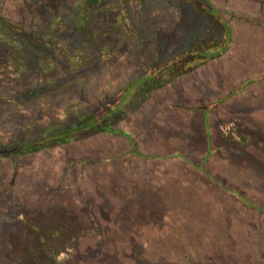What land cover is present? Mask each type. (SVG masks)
<instances>
[{
  "label": "rangeland",
  "instance_id": "obj_1",
  "mask_svg": "<svg viewBox=\"0 0 264 264\" xmlns=\"http://www.w3.org/2000/svg\"><path fill=\"white\" fill-rule=\"evenodd\" d=\"M82 1L85 0H71L72 10L69 11L70 3L66 6L67 13L73 14L81 4L75 17H83ZM125 1L105 3L108 13L117 11L122 23L123 14L129 20L127 15L132 10L130 5L126 11ZM158 1L144 0L143 22L147 26L146 32L141 34L144 50L141 51L138 41L124 43L121 40L125 35L116 18L114 22H118L120 28L115 29V40L117 46L124 45L115 51L118 62H105L99 73H92L87 78H84V69H75V74L80 77L76 83H71L70 89L67 87L72 81L65 73L61 83L68 84L65 85L67 89L59 95L32 100L33 97H25L22 93L15 98L8 97L10 92H5L6 98L0 100V143L7 145L13 141L14 147L18 138L27 141L40 138L51 124L50 120L55 118L53 126L57 127L63 116H77L88 107L96 106L108 98L112 89L127 85L137 68L147 67L144 62L151 64L155 57L161 62V58L169 54L175 56L182 47L213 33L216 24L210 23L206 17L202 20L207 24L205 28L195 27L193 19L197 14L190 2L184 4L176 0L158 7ZM208 1L216 16L225 18L230 27L223 55L219 59L213 55L205 65L178 77L162 91L171 94L170 90L178 88L180 83L183 88L191 90L190 107L209 108L205 110L208 113L206 123L213 135L211 149L214 151L211 161L204 163V169L230 192L212 186L210 179H213L204 173L195 169L187 171L190 163L184 165L175 157L162 158L160 149L148 144L150 133L155 132L156 137L164 134L159 127L165 128L166 132L181 129L182 124L172 115L179 112L184 117L186 109L176 99L174 109L178 112L169 114L156 104L160 91L145 96L146 99L143 94L138 97L140 102L132 114L131 127H124L123 137L115 130L99 132L72 142L67 148L58 145L30 150L16 157H0V190L4 189L3 194L9 195L17 213L26 209L30 211L31 206H41L37 199L43 194L44 198H40L43 207L47 201L60 204L63 200L69 204L65 208H75L82 214L85 211L90 217L86 215L87 222L79 221L77 214H72L70 234L74 236L65 247L74 255L43 264H264V0ZM25 8L23 14L29 17L59 15L64 21L68 16L64 15L65 6L59 1ZM41 29L43 32L53 31L43 25ZM203 30L209 31L208 35ZM105 45V53L113 50L114 46ZM34 46L39 48L38 43ZM41 52H35L29 46L13 49L10 53L17 61V72L29 70L23 66L31 61H37L41 68L58 62V54L51 56L49 53L47 61ZM73 59L68 58L64 63L71 65ZM127 65L133 69H128L131 67ZM4 72L11 74L10 70ZM32 85L35 84L28 86ZM5 100L16 108H7ZM168 107L171 110L172 106ZM12 114L19 117L12 119ZM203 120L198 122L199 132L192 129L196 134H203L202 142L191 144V149L185 152L193 165H199L206 156ZM150 124L157 126H154L155 131ZM118 126L115 124L114 128ZM136 131L140 133L133 134ZM217 131L223 132L225 143ZM128 133L134 138L135 147L142 151L143 158H134L127 152L125 138ZM180 138L184 142V131ZM168 140L172 144L176 141L174 138ZM181 151L184 153V149ZM153 153L156 157L147 158ZM98 157L100 160L96 162ZM50 158L57 159L56 165L52 164L53 171L49 170ZM186 183L193 185L195 194L188 192L184 195L188 188ZM44 185H60L61 191L50 196ZM123 187L137 195V199L133 197V203L131 194ZM148 189L154 194L153 198L147 196ZM238 194L252 205L238 198ZM5 195H0V199L4 200ZM94 195L106 198L97 200ZM128 214L131 218H127ZM18 221L0 216V238H5L3 225H7L5 231H11ZM75 226L81 229L77 232ZM4 243L0 241V244ZM18 243L22 244L23 239L19 238Z\"/></svg>",
  "mask_w": 264,
  "mask_h": 264
},
{
  "label": "trees",
  "instance_id": "obj_2",
  "mask_svg": "<svg viewBox=\"0 0 264 264\" xmlns=\"http://www.w3.org/2000/svg\"><path fill=\"white\" fill-rule=\"evenodd\" d=\"M57 1L65 6L64 15L66 14L65 16H68L64 21L63 19H59V15H47L43 17L35 15L29 17L23 14L27 5L36 4L37 6H47L56 3ZM66 1L67 2L65 3V0H0V100L6 98L4 95L5 92H10L8 97L14 96L13 98H15V95L18 97L21 96L20 93H22L25 97H33L31 98L32 100L36 97L40 100L46 95H59L67 88L70 89L72 87L71 83H76L79 79L80 75L78 74L77 77L75 74L76 70L80 68L84 69L83 75L85 76L84 78H87V76L92 73H99V71L103 69V64L105 62H118L116 61L117 56L115 55V51L117 49H122L124 45L117 46L118 43L115 40V36L117 35L115 29L117 30V27H122L125 38L123 36V39L121 40H124V43L138 41L141 43V51L142 49L144 50V42L142 43L143 38H141L142 31L146 32L144 29L147 27L143 22V15H145L146 12L144 0L125 1L127 6L126 11L129 10L128 6L130 5L132 10L127 15L129 20L126 19L125 13H122L124 23L121 21L122 18L118 19L119 13L117 11L114 12V14L108 13V8L105 7V3L110 0L82 1L83 4L81 9L83 12L85 11L83 17H75L78 11H80L79 7H81V4L76 8V11H73V14H69L67 13L68 7L66 9V6L71 3V0ZM174 1L176 0H159L158 3L156 2V6L161 7L166 2L171 4ZM181 1L182 3L190 2L191 6H194L195 10L193 11L197 14L193 19L194 24L196 25L195 27L203 29L207 26V24L205 25L202 21L204 17H206V20L210 23H213L214 25L216 24V27L212 29L214 30L213 33L210 34L209 37L206 38L204 36L200 37L201 39H196V41L191 42L186 48L182 47L179 54L175 56L169 54L168 56L161 58V62H158V58L156 59V57L151 64L148 63L147 65V63L144 62V66L146 65L147 67H144L143 69H141L142 67L137 68L136 71L132 73V77H130L129 81H127V85L125 84L119 86L117 89H112L108 98L104 101L98 102L96 106L88 107L89 110H83L79 112L83 113L78 114L77 116L70 114L63 116V120L57 125V127L55 125L53 126V123L56 122L55 118L50 120L51 124L42 132L40 138L29 141L23 137L18 138L14 147H12L11 144L13 141L7 142V145L0 143V157L7 155L16 157L17 155L27 153L30 150L37 151L45 147L54 148L58 145L67 148V146H70V143L99 132L111 133L115 130L114 132L123 137L125 134L124 127H131L129 124L133 120V112L139 106V96H144L145 98V96H151V93H155L156 90H158L160 91V94L158 96L159 98L156 99L158 100L156 104L159 107H162V109L169 114L178 112L174 109V101L178 99L179 104H184L186 114H184V117L179 112L172 115L180 125L182 124L181 127H183L181 129L169 130V132L167 130L166 132L165 128L159 127V131H165L164 134L160 135V137H156L155 132L154 134L150 133L148 144L154 148H159L162 152V158H179L180 161L184 162V165L190 163V166L186 169L187 171L195 169V171L197 170L200 173L206 174L208 178H212L213 176L204 169V163L206 164V162L211 161L214 151L211 149V137L213 135L210 132L208 123H206L208 113L205 110H209V108L207 107L206 109L201 105L195 106V108L192 106L190 107L191 90H189V88H183L180 83L178 88L175 87L170 90L172 95L168 94V91L164 94L162 88L166 87V85H170L171 82L173 83L178 77L185 76L193 70L205 65L213 55L216 59H219V57L223 55L222 51L225 50L224 47H227L228 41L225 40L230 27L225 18L216 16L215 10L212 8V5L208 0ZM205 4L207 7H205ZM71 8L72 3L71 6H69V11ZM121 10L122 9H119L120 12ZM116 18L118 19V22L120 21V27L117 26L119 24L118 22V24L114 22ZM26 22L28 23V26L25 25ZM42 25L50 27L53 31L43 32L41 29ZM203 31L205 35H208L209 31ZM230 33H232L231 29ZM36 43L39 44V48L34 46ZM105 44L114 46L113 50L109 53H105ZM26 46H29L31 50H34L35 52L42 50L41 55L44 54L47 61L50 59L48 57L49 53H51V56L53 53L58 54L59 60L52 66L46 64V67L44 68L39 67L37 61H31L29 64L30 66H23V68L29 67V70L27 69L23 73H19L16 68L17 61L16 59L11 58L10 52L15 48L19 49L20 47L23 48ZM136 52L138 53V51ZM72 57L74 59L70 61L71 65L64 63L66 59ZM106 57L108 60H106ZM129 67H131V65ZM128 69L132 70L133 68L131 67ZM5 70H10L11 74L8 75L4 72ZM65 73L68 75V80L72 81L69 85L61 83L64 81ZM29 84L35 85L28 86ZM65 85H68V87L66 88ZM46 90H49V92H46ZM51 90L52 92L50 93ZM17 103L16 105L18 106ZM5 104L8 106L7 108H16V106L12 107V105L6 100ZM169 105L172 106L171 110L168 107ZM197 113L200 115L199 117ZM15 116L16 115L12 114V119H14ZM18 117L19 116H16L15 120ZM202 119L204 120L201 121V124H204L205 126L204 144L206 156L199 165H193L190 156L186 153L191 149V144L202 142L203 134H196L192 131V129L194 130L195 128V132H199L198 122ZM115 124H117V126L119 125L118 128H114ZM150 125L155 131V125ZM183 131L184 142L180 138ZM217 132L221 135L220 137L223 138L225 143L223 132ZM138 133L140 132H133V134ZM126 137L127 152L134 158H143L142 151L135 147L132 135L128 133ZM170 138L176 140L174 144L168 140ZM180 146H183L184 148H180ZM183 149L184 153L181 151ZM152 157H156V154L153 153V155L151 154L147 156V158ZM61 158H64V156L61 155ZM56 160L55 158L53 160L51 158L49 159L48 165H50V171H53L54 166L52 164L56 165ZM99 160L98 157L96 162ZM101 164L105 165L102 161ZM81 165L86 166V164L82 163ZM105 166L108 168V165ZM109 173H111V171H109ZM133 177L136 178L135 174H133ZM212 179L213 180L210 179V181H212L211 183H213L212 186H216L221 191L230 192V190L223 186L220 181L214 178ZM186 187H184L186 188L184 190V195L188 194V192H190V195L195 194L196 190L192 184H188ZM44 188H47L50 196L55 192L61 191L60 185H46ZM123 188L128 191L127 187ZM128 192L130 193V191ZM3 193L4 189L0 190L1 196L5 195ZM147 193V196L153 198L154 194L151 193L149 189ZM130 194V200L133 203L135 200L133 197L137 199V195H135L134 192ZM94 197L97 200H103L106 198V196H104L100 199L97 195H94ZM237 197L244 200L247 205H252V203L248 202L240 194H238ZM40 198L43 199L44 195L42 194ZM40 198L37 199V201H39L37 204L39 203L41 206H31L30 211H27L26 209L25 212L21 211L18 213L16 212V207H12L14 202L11 203L9 195H5L4 200L0 199V216H3L4 219L13 220L14 222L20 220L18 221V226L16 225L15 228H11V231H5L4 227L7 225H3L5 238H0V241L3 240L5 243L0 244V260H2L0 264H43L44 262H50L55 259L65 260L74 255L72 251L70 252L67 250L69 248L65 247V243L74 236V234H70V227H72L70 226L72 222V214L76 213L79 217V221L87 222L90 217L87 213L86 215L88 218L86 217L85 211H83L84 214H82L80 210L77 211L75 208H65L64 206L67 205V202H62L63 200L60 204L58 201L56 203L54 201H47L45 207H43V200ZM212 204L213 203H211V205ZM8 205L10 206L8 207ZM8 208H10L12 215ZM27 208L29 209L28 206ZM25 213H27V215H25ZM127 218H131V214H128ZM186 219L189 221V218L186 217ZM60 221H63L64 223H60ZM74 228H77V232L81 229L79 226H75ZM83 235L84 233L82 236ZM19 238L23 239L22 244L18 243Z\"/></svg>",
  "mask_w": 264,
  "mask_h": 264
}]
</instances>
